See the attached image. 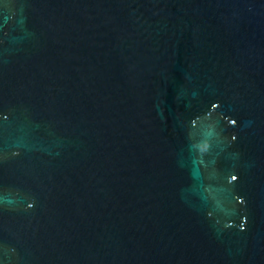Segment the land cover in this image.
<instances>
[{
  "label": "water",
  "instance_id": "obj_1",
  "mask_svg": "<svg viewBox=\"0 0 264 264\" xmlns=\"http://www.w3.org/2000/svg\"><path fill=\"white\" fill-rule=\"evenodd\" d=\"M0 264H264V0H0Z\"/></svg>",
  "mask_w": 264,
  "mask_h": 264
}]
</instances>
